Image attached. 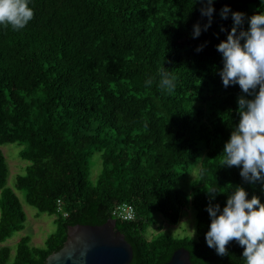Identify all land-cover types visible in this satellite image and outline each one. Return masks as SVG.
I'll return each instance as SVG.
<instances>
[{
  "label": "trees",
  "instance_id": "1",
  "mask_svg": "<svg viewBox=\"0 0 264 264\" xmlns=\"http://www.w3.org/2000/svg\"><path fill=\"white\" fill-rule=\"evenodd\" d=\"M224 5L245 14V30L247 17L264 12V0H215L204 31L208 18L191 0H28L24 28L0 24V264H45L68 227L102 225L122 203L135 209L131 221L115 219L133 250L129 264H165L179 248L192 264H245L235 240L224 255L205 242L206 208L222 209L231 186L264 203L259 182L221 167L238 99L250 98L219 76L216 46L232 26L219 15ZM161 70L178 78L174 92L159 87ZM4 145L18 147L24 162L13 187ZM93 162L101 166L92 180ZM16 192L54 216L55 232L43 247L20 238L11 258L3 244L25 222ZM183 209L196 213L197 238L148 237L153 214L176 224Z\"/></svg>",
  "mask_w": 264,
  "mask_h": 264
},
{
  "label": "clouds",
  "instance_id": "2",
  "mask_svg": "<svg viewBox=\"0 0 264 264\" xmlns=\"http://www.w3.org/2000/svg\"><path fill=\"white\" fill-rule=\"evenodd\" d=\"M215 0H191L199 4L200 15L207 17L208 22L203 30L211 26L215 9ZM222 19L231 16L232 26L227 30L225 40L217 46L222 56L223 67L219 76L224 87L238 85L242 93L238 99L239 121L232 129L230 137L223 146L221 167L239 166V176L248 183L261 184L264 192V12L247 17L245 14L232 11L224 5L219 11ZM33 16L28 0H0V24H7L19 30L26 26ZM199 24L193 27V38L201 35ZM224 32L225 29L221 28ZM203 45L196 51L202 50ZM158 85L172 93L177 87L178 78L161 70ZM151 86L152 78L145 81ZM203 174V169H198ZM210 193L219 192L209 189ZM214 197H210V200ZM210 218L205 242L217 255L227 252L226 245L235 240L243 248L242 257L245 264H264V203L260 198H248V192L241 186H231L227 193L225 205L211 203L206 208ZM191 236L194 234L190 232Z\"/></svg>",
  "mask_w": 264,
  "mask_h": 264
},
{
  "label": "water",
  "instance_id": "3",
  "mask_svg": "<svg viewBox=\"0 0 264 264\" xmlns=\"http://www.w3.org/2000/svg\"><path fill=\"white\" fill-rule=\"evenodd\" d=\"M132 257V247L115 230V219H110L99 226L68 227L62 248L49 255L45 264H129ZM165 264L192 263L189 252L179 248Z\"/></svg>",
  "mask_w": 264,
  "mask_h": 264
},
{
  "label": "rangeland",
  "instance_id": "4",
  "mask_svg": "<svg viewBox=\"0 0 264 264\" xmlns=\"http://www.w3.org/2000/svg\"><path fill=\"white\" fill-rule=\"evenodd\" d=\"M7 163L9 166L10 175L8 176L7 184L13 187L14 178L16 174H20L24 166V162H21L18 157L19 148L14 145H4L2 147ZM101 165L93 162V174L91 179L96 177L97 171ZM192 177H195V173H192ZM182 188L187 191L189 185H185L184 181L181 182ZM20 198L22 211L25 213V222L23 223V229L16 232L5 244L12 249L11 258L15 254V249L20 238L28 236L30 238V246L43 247L46 239L55 232L54 216L48 214H40L32 206L28 205L24 201V194L22 192H16ZM153 224L148 229V237L163 235L175 239L179 238H197L196 232V213L189 209H183L180 212L178 222L176 224L169 223L163 216L159 214L152 215ZM194 234L191 236L190 232ZM1 247V245H0Z\"/></svg>",
  "mask_w": 264,
  "mask_h": 264
},
{
  "label": "built area",
  "instance_id": "5",
  "mask_svg": "<svg viewBox=\"0 0 264 264\" xmlns=\"http://www.w3.org/2000/svg\"><path fill=\"white\" fill-rule=\"evenodd\" d=\"M57 211H62V202L60 200L56 203ZM111 216L114 219L122 221H131L135 216L134 206L130 203H122L117 205L111 212Z\"/></svg>",
  "mask_w": 264,
  "mask_h": 264
}]
</instances>
